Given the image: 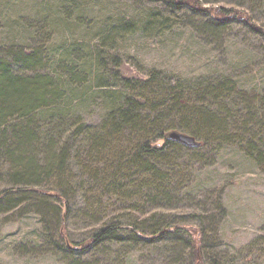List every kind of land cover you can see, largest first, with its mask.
Here are the masks:
<instances>
[{
    "label": "rangeland",
    "instance_id": "374dc122",
    "mask_svg": "<svg viewBox=\"0 0 264 264\" xmlns=\"http://www.w3.org/2000/svg\"><path fill=\"white\" fill-rule=\"evenodd\" d=\"M201 2L244 8L264 26V0ZM208 25L202 14L188 9L172 12L147 0H0V50L38 51L42 61L36 68L58 79L59 101L35 117L42 140L47 122L57 127L49 139L58 153L65 150L66 170L60 175L43 174L32 186L65 194L73 239H85L118 220L182 224L187 229L181 233L184 238L192 227L203 226L205 264H213L211 255L221 264H264V158L251 155H264V145L259 146L264 129L257 134L258 125L249 126L253 121L246 111L238 125L224 130V139L219 133L200 148L177 146L169 151L165 166L170 171L163 172L170 177V199L154 204V194L135 181L143 173L129 161L136 135H113L102 125L125 94L142 93L153 99L169 89L182 90L184 100L199 104L198 90L219 81L233 88L229 98L219 103L228 102L232 110L238 102L232 105L231 96H246L264 123V38L240 22L232 21L217 33L208 32ZM116 68L141 79L130 87L115 78ZM69 70L75 72L73 77ZM153 72H160L158 83L149 89L142 81ZM154 86L162 90L153 91ZM111 95L114 102L108 98ZM246 104L239 103L243 109ZM147 106L140 113L151 114ZM219 107L215 101L213 110ZM165 110L158 106L159 116ZM248 128L247 139H241ZM89 134L104 136L105 148L97 147L101 144ZM94 144L100 149L91 150ZM45 157L39 151V159ZM3 164L7 171L9 163ZM7 181L0 178V189L9 185ZM30 200L38 199L27 198L0 211V264H69L65 255L48 249L46 234H53L54 215H42ZM172 242L128 246L107 242L89 260L92 264H188L179 259L180 253L171 251Z\"/></svg>",
    "mask_w": 264,
    "mask_h": 264
},
{
    "label": "trees",
    "instance_id": "16d2710c",
    "mask_svg": "<svg viewBox=\"0 0 264 264\" xmlns=\"http://www.w3.org/2000/svg\"><path fill=\"white\" fill-rule=\"evenodd\" d=\"M66 1L76 2L77 0ZM147 1L164 4L172 12L188 9L194 13L202 14L209 21L207 29L211 33L225 30L230 22L235 21L243 23L264 38V26L256 22L252 14L244 8L222 4L204 5L205 3L201 0ZM40 57L38 51L27 53L22 49L15 48L0 50V178L6 177L9 184L0 189V211H7L27 198L34 199L36 197L38 200H34V202L30 200V205L35 203L32 206L34 205V208L42 215L50 216L51 213L54 215L53 222L50 221L54 230L53 234L50 232H47L48 235L46 234L48 249L65 255L69 264H92L89 260L90 256L107 242H120L128 246L139 242L160 244L165 240L173 241L174 246L171 251L180 253L179 259H183L188 264H205V228L203 226L192 227L188 232L189 236L184 238L181 233L187 232V229L185 230V225L182 224L138 223L133 219L118 220L106 224L85 239L75 240L70 236L67 222L71 206L65 194L55 189L32 186V183H36L43 174L57 171L56 173L60 175L61 171L66 170L63 159L65 150L62 149V152L58 153L49 139L51 138L49 135H52L57 127L53 125V122H47L48 131L42 140L41 126L37 125L35 117L36 112L52 106L61 97L58 79L52 78L51 75L40 72L36 68L41 67ZM69 71V77H73L75 72ZM159 74L160 72L151 73V77L145 79V82L152 81L151 84L142 81L143 86L150 89L151 85L157 84L158 79L156 80V78ZM113 75L130 87L134 81L141 79L125 75L118 68L113 71ZM135 86L133 85V88H138ZM158 88L154 86L152 90L157 92L162 90V88ZM232 89L228 83L221 81L199 89L196 95L199 104L192 103L193 99L184 100L182 90L176 92L169 89L167 94L163 93L160 95L161 97L153 99L142 93L139 96L131 93L125 94L121 103L119 102L111 108L105 123L102 124L103 129L113 135L118 133L123 135V132H131L136 135L134 150L132 148L128 151L129 161L133 165L136 164L140 168V173H143V176L135 181L139 180L144 184L143 189L147 188L150 193L154 194L153 204L170 199L168 196L171 185L168 176L170 169L165 166L169 160V156H167L169 151L177 146L192 149V147L167 138V131L178 129L195 136L201 141L200 146L194 147L197 149L212 139H217L218 135L216 134H223L224 130L231 125H238L239 118L242 115L244 118L243 112L246 111V116H251L250 121H253L249 123V126L251 127V124L255 123L254 127L258 125L257 134L262 132L264 123L257 119L259 113L257 110H253V104L245 98L246 96L239 94L235 97L231 96L234 99L231 101L232 105H235V101L238 102V105L239 103H248V106L244 107L245 109L241 105H235L232 110H228V102L219 103L218 100L229 98V91ZM108 98L115 101L113 95ZM215 101L220 106L217 112L213 110ZM146 105L151 112L149 115L140 113L142 107ZM158 106L166 107L165 115L159 116ZM250 129L243 131L239 137L243 139L242 137L249 134ZM222 134L220 140L226 137ZM89 135L92 141L95 140L97 144H101L97 147L105 148L104 136L96 138L92 134ZM244 138L247 139V137ZM260 145H264V141ZM95 147L96 144L92 145L91 150ZM39 151L46 154L45 160L39 159ZM89 153V156H92V153ZM251 155L255 158H264L262 153L259 156ZM4 162H8L10 165L7 171H3ZM163 164L164 166H162ZM163 171L168 174H164ZM139 191L141 192V190ZM141 193L143 194V192ZM217 201L218 204L221 203L219 199ZM216 208L219 207L216 206ZM210 259L213 264H221V260L216 256L211 255Z\"/></svg>",
    "mask_w": 264,
    "mask_h": 264
},
{
    "label": "water",
    "instance_id": "95a60500",
    "mask_svg": "<svg viewBox=\"0 0 264 264\" xmlns=\"http://www.w3.org/2000/svg\"><path fill=\"white\" fill-rule=\"evenodd\" d=\"M166 136L167 138L179 142L187 147L194 148L201 145V141H199L195 136L178 129H171L167 131Z\"/></svg>",
    "mask_w": 264,
    "mask_h": 264
}]
</instances>
